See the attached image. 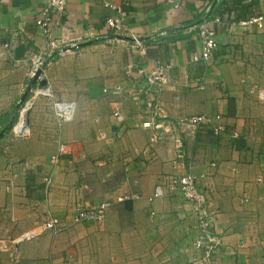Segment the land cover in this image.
<instances>
[{
  "label": "crops",
  "instance_id": "0c3cea01",
  "mask_svg": "<svg viewBox=\"0 0 264 264\" xmlns=\"http://www.w3.org/2000/svg\"><path fill=\"white\" fill-rule=\"evenodd\" d=\"M107 1L124 7L126 23L146 49L113 36L106 25L112 12L99 0L69 1L53 37L79 48L56 56L43 77L56 100L75 103L73 119L59 125L48 99L34 97L35 86L27 134L19 139L10 131L0 140L9 156L0 175V238L15 241L52 217L71 222L79 204L112 206L101 223L16 243L0 253V264H194L202 256L194 207L173 194L148 200L167 177L189 171L188 156L221 240L212 264H264V193L256 184L264 173V106L253 94L257 84L264 86V28H236L232 23L251 17L220 15L227 24L218 28L219 49L204 65L192 61L201 46L192 27L220 0H177L178 7L169 0ZM247 2L253 16L264 15V0ZM45 6L46 0H0V130L18 115L31 82L27 56L49 48L36 24ZM10 40L15 50L25 46L24 57L3 48ZM157 61L173 64L175 93L145 94L137 70ZM198 81L205 90L196 88ZM155 99L170 120L221 115L225 129L220 135L211 126L178 130L187 154L181 158L174 143L153 141L143 126ZM127 193L139 198L116 201Z\"/></svg>",
  "mask_w": 264,
  "mask_h": 264
},
{
  "label": "built area",
  "instance_id": "2783aa9c",
  "mask_svg": "<svg viewBox=\"0 0 264 264\" xmlns=\"http://www.w3.org/2000/svg\"><path fill=\"white\" fill-rule=\"evenodd\" d=\"M69 1L70 0H46V6L39 15L36 24L41 32L47 37L49 48L40 53L32 51L27 56L30 65L31 79L35 77L39 70H42L44 73L53 61L52 57L55 55L62 57L79 48L77 44L65 46L58 39L53 37L54 27L60 26L61 19L67 14ZM99 1L104 8H107L112 12V15L106 18V25L113 36H115V38L117 36L130 38L131 40L129 42L135 50L146 49L144 41L139 38L126 23L125 19L127 13L124 7L112 4L107 0ZM176 1L177 0H169L170 4H174L178 7L179 2L177 3ZM210 11L211 8L209 7L206 11L208 16L210 15L208 19L192 27V31L197 32L201 42L200 50L196 54H193L192 61L204 65L210 64L215 53L219 49L218 28L220 29L227 24L220 15H212ZM232 25L236 28L255 25L258 29H263L264 15L253 16L248 20L232 23ZM155 39L156 38L154 37L153 40ZM16 44L15 40H10L3 44V48L13 55ZM172 69L173 64L166 61H157L151 68L138 69V75L143 76L145 79V94L152 95L154 92H157L159 96V94L164 91L175 93L176 87L172 84L171 78ZM198 82L199 84H197L196 88L199 90H205V85L202 81ZM33 95L35 98L38 96H44L48 99L49 108L52 110L54 116H56L59 125H64L72 121L75 111L74 102L56 100L54 92L49 86H38V88L33 91ZM258 99L264 103V90L258 92ZM159 100L160 99H155L149 102L146 112L147 119L144 121L143 126L152 130L153 141H170L174 143L176 152L181 158H185L187 154L185 151L184 138L178 133V130L181 131L184 128H193L195 131H199L206 126H211L214 134L220 135L225 129L224 125L220 122L222 120L221 115L211 117L207 114H202L185 117L177 121L170 120L166 114L163 103ZM24 104L25 107L20 113L18 112V115L20 114V117H17L18 123L24 113L28 114L32 105V100L30 99L28 102L26 100ZM114 116L119 120L122 119V115L119 111H116ZM18 123L14 124L15 127L13 126V131L19 136H24L28 130L24 133L18 132L16 130ZM64 149L65 147L61 146L60 152H63ZM59 161V155L53 156L52 162L54 164L59 163ZM187 165L189 171L186 174L182 176L167 177L163 183L156 186L153 194L148 200L153 203L156 200L164 198L168 194H173L181 196L186 202L191 204L194 207V215L197 220L198 229L195 246L202 251V256L196 260L194 264H212L221 245V240L215 235V218L209 210L210 200L207 197L206 192L200 189L198 185L197 177L193 173L194 162L190 156H188ZM45 183L48 187L51 185L49 177L45 178ZM256 184L261 187L264 193V173L256 178ZM138 198V195L127 193L119 196L116 201L118 203H124ZM111 206L110 202H102L94 206L79 204L75 209L71 222L58 217H52L45 222L38 224L27 233H24L15 241L0 238V253L16 249V243L18 244L20 242L34 240L47 233L61 234L74 225L83 223H101L104 221Z\"/></svg>",
  "mask_w": 264,
  "mask_h": 264
},
{
  "label": "trees",
  "instance_id": "16d2710c",
  "mask_svg": "<svg viewBox=\"0 0 264 264\" xmlns=\"http://www.w3.org/2000/svg\"><path fill=\"white\" fill-rule=\"evenodd\" d=\"M247 1L248 0H220L215 5V7L213 6L211 8L210 12L212 13V15H225V14L230 15L234 12L236 14L235 15L236 20L239 21L241 19H247V17H253L255 10H256L255 7L252 4L248 3ZM55 58H56V55L52 57L53 60ZM17 111L18 109L15 110V112ZM12 129H13V126H11V123L3 126V129L0 130V140H2L5 137V135L8 134ZM3 130H6V131H5V134L1 136V132Z\"/></svg>",
  "mask_w": 264,
  "mask_h": 264
},
{
  "label": "water",
  "instance_id": "95a60500",
  "mask_svg": "<svg viewBox=\"0 0 264 264\" xmlns=\"http://www.w3.org/2000/svg\"><path fill=\"white\" fill-rule=\"evenodd\" d=\"M209 16H210V15H209ZM209 16H207V17L205 18V20L208 19ZM205 20H204V21H205ZM204 21H203V22H204ZM199 24H200V23H199ZM116 38H117V39H120V40H124V41H130V40H131L130 38H128V37H123V36H117ZM15 54H16V57H18V58H20V57H24V56H25V46H24L23 44L20 45V46H18V47L16 48V50H15ZM42 75H43V71H42V70H39V71L36 73L35 77L31 79V82H30L29 85L27 86V88H26V90H25V92H24V94H23V96H22V98H21L19 104L17 105V108H16V109H20V107H21V106L24 104V102L28 99L30 93L33 91V89L35 88V86L45 87V86L47 85V81L44 79V77H43ZM16 119H17V116H16V114H15V116H14L12 122H11V126H14ZM5 131H6V130H3V131L1 132V136H3V135L5 134Z\"/></svg>",
  "mask_w": 264,
  "mask_h": 264
},
{
  "label": "rangeland",
  "instance_id": "374dc122",
  "mask_svg": "<svg viewBox=\"0 0 264 264\" xmlns=\"http://www.w3.org/2000/svg\"><path fill=\"white\" fill-rule=\"evenodd\" d=\"M262 84H264V82H262ZM256 86H258V91H256L255 93H253V94H255V96H256V100L257 101H260L259 99H258V92L260 91V90H264V86L262 87V85H259V84H257ZM31 98H29L28 97V99H27V102L30 100ZM261 102V101H260ZM262 103V105L264 106V103L263 102H261ZM25 107V104H23L21 107H20V109H19V113L21 112V110L23 109ZM20 115V114H19ZM18 115V116H19ZM20 117V116H19ZM16 123H18V120H17V122ZM15 123V124H16ZM15 127V126H14ZM17 127V126H16ZM29 128V127H28ZM24 129V128H23ZM14 129H12L11 130V132L13 133V136H15V137H17V138H19V139H21V138H23L26 134H27V132H26V134L24 135V136H19V135H17L16 133H14V131H13ZM16 134V135H15ZM8 160H9V156H8V153H7V151H5L4 149L2 150V151H0V175H4L5 174V172H6V170H7V164H8ZM27 233V232H26ZM23 235V234H22ZM21 235V236H22ZM20 236V237H21ZM1 239H4V238H1ZM6 239V238H5Z\"/></svg>",
  "mask_w": 264,
  "mask_h": 264
},
{
  "label": "bare ground",
  "instance_id": "6f19581e",
  "mask_svg": "<svg viewBox=\"0 0 264 264\" xmlns=\"http://www.w3.org/2000/svg\"><path fill=\"white\" fill-rule=\"evenodd\" d=\"M27 126V113L23 114V117L21 118L20 122L17 124L16 130L18 132H22L23 128H25ZM28 130V129H27ZM26 130V131H27ZM23 131L22 133L26 132Z\"/></svg>",
  "mask_w": 264,
  "mask_h": 264
}]
</instances>
